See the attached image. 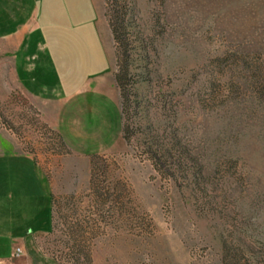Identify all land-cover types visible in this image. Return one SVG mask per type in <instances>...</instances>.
<instances>
[{"label": "rangeland", "instance_id": "obj_1", "mask_svg": "<svg viewBox=\"0 0 264 264\" xmlns=\"http://www.w3.org/2000/svg\"><path fill=\"white\" fill-rule=\"evenodd\" d=\"M96 1L121 128L65 145L28 119L53 230L0 193V258L26 249L2 264H264V0Z\"/></svg>", "mask_w": 264, "mask_h": 264}, {"label": "crops", "instance_id": "obj_2", "mask_svg": "<svg viewBox=\"0 0 264 264\" xmlns=\"http://www.w3.org/2000/svg\"><path fill=\"white\" fill-rule=\"evenodd\" d=\"M102 35L96 0H0V120L22 126L19 138L0 128V193L10 214L35 232L33 243L53 230L54 192L27 149L28 119L65 145L80 135L85 145L101 146L121 128ZM10 252L2 263L21 258Z\"/></svg>", "mask_w": 264, "mask_h": 264}, {"label": "built area", "instance_id": "obj_3", "mask_svg": "<svg viewBox=\"0 0 264 264\" xmlns=\"http://www.w3.org/2000/svg\"><path fill=\"white\" fill-rule=\"evenodd\" d=\"M24 253L25 252H24V249L22 247L15 246L13 248L12 253H11V258H13V259L20 258V257L24 256ZM1 263L2 262L0 261V264Z\"/></svg>", "mask_w": 264, "mask_h": 264}, {"label": "trees", "instance_id": "obj_4", "mask_svg": "<svg viewBox=\"0 0 264 264\" xmlns=\"http://www.w3.org/2000/svg\"><path fill=\"white\" fill-rule=\"evenodd\" d=\"M116 25V24H115ZM118 26L116 25V26H113L112 25V28H111V30H112V34H113V37H114V39L117 41V40H119L120 39V32H119V30H118ZM120 78L119 77H117V79H116V81H117V83H118V86L120 85ZM120 87V86H119Z\"/></svg>", "mask_w": 264, "mask_h": 264}]
</instances>
